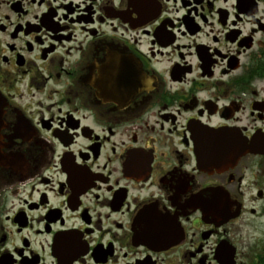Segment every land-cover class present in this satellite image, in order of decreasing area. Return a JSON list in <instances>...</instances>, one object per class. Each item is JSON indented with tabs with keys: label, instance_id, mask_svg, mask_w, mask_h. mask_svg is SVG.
<instances>
[{
	"label": "flooded vegetation",
	"instance_id": "obj_1",
	"mask_svg": "<svg viewBox=\"0 0 264 264\" xmlns=\"http://www.w3.org/2000/svg\"><path fill=\"white\" fill-rule=\"evenodd\" d=\"M0 264H264V0H0Z\"/></svg>",
	"mask_w": 264,
	"mask_h": 264
}]
</instances>
